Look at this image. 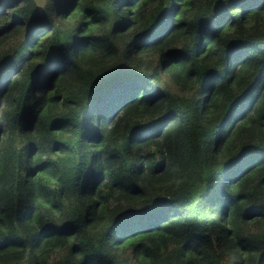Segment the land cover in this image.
Here are the masks:
<instances>
[{
	"label": "trees",
	"instance_id": "obj_1",
	"mask_svg": "<svg viewBox=\"0 0 264 264\" xmlns=\"http://www.w3.org/2000/svg\"><path fill=\"white\" fill-rule=\"evenodd\" d=\"M0 0V264H264V0Z\"/></svg>",
	"mask_w": 264,
	"mask_h": 264
},
{
	"label": "rangeland",
	"instance_id": "obj_2",
	"mask_svg": "<svg viewBox=\"0 0 264 264\" xmlns=\"http://www.w3.org/2000/svg\"><path fill=\"white\" fill-rule=\"evenodd\" d=\"M37 5L41 6L43 5L44 3H46L45 1L46 0H33Z\"/></svg>",
	"mask_w": 264,
	"mask_h": 264
}]
</instances>
